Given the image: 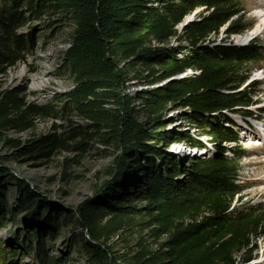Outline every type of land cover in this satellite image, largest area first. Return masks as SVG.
I'll return each mask as SVG.
<instances>
[{"label": "trees", "instance_id": "16d2710c", "mask_svg": "<svg viewBox=\"0 0 264 264\" xmlns=\"http://www.w3.org/2000/svg\"><path fill=\"white\" fill-rule=\"evenodd\" d=\"M40 2L38 13L50 11L60 16V21L73 25L70 48L64 54L74 82L64 101L66 108L87 121L105 146L120 150V156L119 170L106 186L103 198L86 200L62 218L49 214L40 219L41 213L35 212L37 220L45 222L40 234L34 236L37 262L64 264L46 255L45 236L54 237L59 227L72 224L75 230H69L71 238H78L88 264H249L252 239L264 228V211L249 208L239 212L232 207L239 200L237 178L242 155L224 144L238 139L226 113L236 114L234 109L256 104L252 92L255 83H246L259 54L253 42L242 47L209 45L210 36L217 35L225 25L227 36L248 29L238 0ZM198 9L203 10L199 20L187 23L178 32L176 27ZM17 19L15 11L1 15L0 24L7 37L15 36L14 31L20 27ZM173 38L180 43L186 41L192 55L178 58L182 46L178 50L164 48ZM153 43L158 47H151ZM3 51L0 74L21 59L9 49ZM122 60L145 67L149 72L146 83L155 86L137 96L140 113L145 116L141 123L133 98L126 93L124 71L118 67ZM188 70L197 74L179 79ZM169 106L186 109L190 120L209 128L215 145L211 157H188L185 164L179 159L181 152H171L174 145L205 147L190 133L171 129L174 118L168 117ZM14 109H19L17 96L1 93L0 130L10 128ZM27 111L19 114L23 113L25 119ZM34 112L40 113L38 109ZM220 117L224 120L217 121ZM25 122L12 128L25 130ZM30 143L32 150L42 154V149L46 148L48 154L56 143L63 147L55 136ZM83 146L80 143L74 149L80 151ZM135 171L138 185L134 192L115 190L126 174ZM0 173L5 174V170ZM33 202L25 197L22 209L30 210ZM134 226L150 229L149 236L155 241L162 236L165 240L151 250L141 239L140 249L133 252L125 248L124 235Z\"/></svg>", "mask_w": 264, "mask_h": 264}, {"label": "rangeland", "instance_id": "374dc122", "mask_svg": "<svg viewBox=\"0 0 264 264\" xmlns=\"http://www.w3.org/2000/svg\"><path fill=\"white\" fill-rule=\"evenodd\" d=\"M40 1L0 0V17L6 11H15L17 25L20 26L14 31L15 36L7 37L0 24V53L9 49L10 53L21 57L13 67L0 74V94H15L20 109L11 112L10 128L0 130V171L5 170V174L0 173V264H39L34 257L35 245H38L34 236L45 222L41 223L37 217L44 219L51 214L62 218L72 214L86 200L98 201L105 196L106 186L119 170L120 150L105 146L87 121L66 108L64 101L74 82L66 68L64 54L70 48L73 25L60 21L61 17L50 11L38 13ZM238 2L244 16L243 24L248 29L240 35L227 36L225 25L217 35L210 36L209 45L242 47L253 42L258 50V62L250 67L246 83H255L252 92L255 93L253 101L256 104L249 108H236V114L226 113L238 139L236 143L224 146L234 148L242 155L238 163L239 200H235L232 207L239 212L249 208L264 211V0ZM202 13L203 10L198 9L185 17L176 27L177 31L181 32L184 25L199 20ZM252 33L253 36L250 35ZM179 46H182V51L178 58L192 55L184 40L180 43L173 38L163 47L178 50ZM151 47L158 45L153 43ZM134 63L122 60L118 67L125 74L126 93L133 98L132 105L140 113L142 106L137 96L155 86L146 83L147 69ZM195 74L196 71L188 70L179 75V79ZM26 108L30 112L24 114V119L21 117L23 113L20 115L19 112ZM36 109L40 113H35ZM186 111L169 106L168 117L174 118L171 129L190 133L205 149L172 146L171 152L184 153L179 154V159L185 164L188 157L205 159L215 153L209 128L190 120ZM144 119V114L140 113V123ZM21 121H26L25 130L12 128L21 126ZM51 136H55L63 147L56 143L48 154L46 148L42 149L43 154L32 150L30 142ZM80 143H84L83 149L75 150L74 147ZM227 156L231 157V154ZM136 173L138 171L126 174L123 183L115 190L124 194L134 192L138 185ZM25 197L29 201L34 199L30 210L22 209ZM35 212L41 215L36 216ZM69 230H75L72 224L59 227L54 237L46 235L47 243L43 250L64 264H88L78 238H71ZM149 230L141 226L127 230L125 248L135 252L140 249L138 244L143 239L145 247L156 249V243L163 242L165 236L155 241L149 236ZM252 241L253 247L248 254L252 261L249 264H264V228ZM120 248L121 245L116 250Z\"/></svg>", "mask_w": 264, "mask_h": 264}, {"label": "bare ground", "instance_id": "6f19581e", "mask_svg": "<svg viewBox=\"0 0 264 264\" xmlns=\"http://www.w3.org/2000/svg\"><path fill=\"white\" fill-rule=\"evenodd\" d=\"M251 36H253L254 35V33H252V34H250Z\"/></svg>", "mask_w": 264, "mask_h": 264}, {"label": "water", "instance_id": "95a60500", "mask_svg": "<svg viewBox=\"0 0 264 264\" xmlns=\"http://www.w3.org/2000/svg\"><path fill=\"white\" fill-rule=\"evenodd\" d=\"M174 80H177V79H174Z\"/></svg>", "mask_w": 264, "mask_h": 264}]
</instances>
